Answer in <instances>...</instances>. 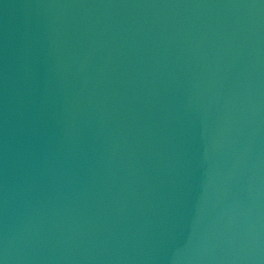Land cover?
Instances as JSON below:
<instances>
[{"label":"water","instance_id":"1","mask_svg":"<svg viewBox=\"0 0 264 264\" xmlns=\"http://www.w3.org/2000/svg\"><path fill=\"white\" fill-rule=\"evenodd\" d=\"M0 264H264V0H0Z\"/></svg>","mask_w":264,"mask_h":264}]
</instances>
